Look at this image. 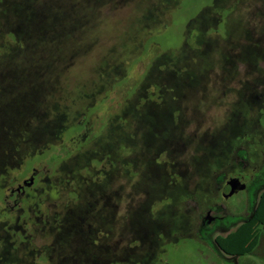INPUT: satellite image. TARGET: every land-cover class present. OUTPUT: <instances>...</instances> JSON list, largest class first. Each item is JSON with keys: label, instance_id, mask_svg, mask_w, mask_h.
Listing matches in <instances>:
<instances>
[{"label": "rangeland", "instance_id": "374dc122", "mask_svg": "<svg viewBox=\"0 0 264 264\" xmlns=\"http://www.w3.org/2000/svg\"><path fill=\"white\" fill-rule=\"evenodd\" d=\"M124 1L50 46L38 79L32 17L59 1L0 0V264H264V228L229 257L214 238L244 218L198 226L264 191L223 198L264 162V0Z\"/></svg>", "mask_w": 264, "mask_h": 264}, {"label": "trees", "instance_id": "16d2710c", "mask_svg": "<svg viewBox=\"0 0 264 264\" xmlns=\"http://www.w3.org/2000/svg\"><path fill=\"white\" fill-rule=\"evenodd\" d=\"M55 12H34L32 22L36 26L35 33H31L33 36H29L28 39L32 40L33 37L38 39L39 53L37 58L29 60L25 65V75L31 78L44 77V74H48L49 69L56 70V66L61 61L60 57L62 51L61 47L56 53V59L52 56L54 53L50 52V46L62 45L69 36L74 35V31L78 27L79 23H85V17L89 12H110L111 2L115 0H58ZM118 4L123 3L124 0H116ZM167 0H160L162 3H166ZM214 1V0H213ZM125 2V1H124ZM214 4L216 2L214 1ZM161 8L159 3L156 6ZM156 8V12L158 9ZM149 9V8H148ZM154 8L144 15L147 16L149 21L157 15L153 14ZM30 14V13H29ZM32 15V13H31ZM30 17V16H29ZM11 38L16 39L14 34L9 35ZM35 42V41H34ZM37 45V46H38ZM11 51H18L19 48L10 49ZM30 49L27 50V54ZM2 51V50H1ZM51 55L49 56V54ZM30 55V54H28ZM50 57V58H49ZM53 62V63H51ZM55 63V64H54ZM55 67V68H53ZM164 71H167L164 70ZM27 77V78H29ZM264 226V192L260 198L257 209L254 213L251 221L241 225L235 231L229 233L226 236H218L215 239V247L225 255L232 257H245L257 248L260 241L261 227Z\"/></svg>", "mask_w": 264, "mask_h": 264}, {"label": "flooded vegetation", "instance_id": "af4514ba", "mask_svg": "<svg viewBox=\"0 0 264 264\" xmlns=\"http://www.w3.org/2000/svg\"><path fill=\"white\" fill-rule=\"evenodd\" d=\"M263 144H264V142H263ZM238 154L242 158L243 162L247 160V157H248V152L247 151H241ZM260 154L264 158V150L262 152H260ZM37 174H38V170L37 169H34V175L29 180H25L23 182V185L19 186L17 189H10L9 190V192L11 194L9 197H13L15 195H19L21 193H24L27 190V188L33 186L34 183H35ZM240 176L243 177V182H244V185H245L244 190H241V191H247V190H249L250 185L252 183L256 182L258 179L259 180H262L264 178V162H263V164L259 168H255L254 171H253V174H251L248 178L245 175H240ZM237 177H239V176H235L234 179L233 178L232 179L231 178L230 179L229 178H227V179L225 178L223 180L224 183H225L224 189H226L228 187V185L231 182H233V180H235ZM32 179H33V183H31V180ZM241 191H239V192H241ZM239 192H237V193H239ZM263 192H262V194H263ZM237 193H235V194H237ZM235 194H233V195H235ZM262 194L260 195V197L258 199V202H257L256 207L254 208V210H252L251 206L249 205V202H247L246 211H245V215L244 216L237 215L236 213L232 212L227 207H225L223 204H218V205L210 208L207 211V213L205 214V216H203L201 218L200 223H199L198 226H200V227L202 226L205 229H210L209 227H213L218 222H227L231 218L243 217L244 218V221L238 226V227H240L241 225H243V224L251 221V219L253 218L254 213H255V211L257 209V206L259 204V201H260V198H261ZM223 198L225 200L230 199V198H225L224 195H223ZM238 227H236V229ZM263 228H264V226L261 227L260 241H261V237H262V230H263ZM236 229H234L233 231H235ZM233 231H230L229 233H231ZM218 236H226V235H217V236H215V238H214V244H215V239ZM260 241H259V244H260ZM259 244H258V246H259ZM258 246H257V248H258ZM256 249L253 251V253L256 251ZM253 253H251V254H253ZM229 257H232V256H229Z\"/></svg>", "mask_w": 264, "mask_h": 264}, {"label": "water", "instance_id": "95a60500", "mask_svg": "<svg viewBox=\"0 0 264 264\" xmlns=\"http://www.w3.org/2000/svg\"><path fill=\"white\" fill-rule=\"evenodd\" d=\"M31 183H33V179L31 180ZM244 188H245V185L243 182V177L239 176L235 180H233V182H231L226 189H224L223 195L225 198H229L233 194H235L241 190H244Z\"/></svg>", "mask_w": 264, "mask_h": 264}]
</instances>
